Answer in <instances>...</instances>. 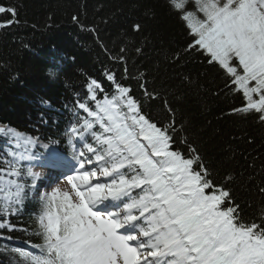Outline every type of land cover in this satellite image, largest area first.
Masks as SVG:
<instances>
[{
	"label": "snow or ice",
	"instance_id": "obj_1",
	"mask_svg": "<svg viewBox=\"0 0 264 264\" xmlns=\"http://www.w3.org/2000/svg\"><path fill=\"white\" fill-rule=\"evenodd\" d=\"M189 2L195 11L187 10ZM169 5L180 14L192 38L185 51L204 55L224 77L225 87L242 94L241 106L232 113L254 114L264 124V0H169ZM0 14L10 17L0 21V29L18 22L14 7L0 5ZM141 28L139 23L132 25L134 32ZM116 59L126 64L123 55ZM121 79H128L126 66ZM106 80L114 91L102 99L97 98L102 84L96 79L87 84L95 110L86 103L78 105L87 117L70 129V144L73 137L84 142L80 150L73 146L74 163L57 152L41 160V167L58 170L66 184L41 196L34 234L42 243L33 245L40 254L17 249L23 260L28 264H264V218L260 223L242 220L228 187L231 175L223 181L215 179L200 150L184 134V124L177 127L168 100L149 91L146 81L137 80L144 101L161 102L165 118L156 120L116 73L109 72ZM7 134L24 147L22 153H10L7 168L0 167V229L12 231L16 226L8 217L19 211L26 189H35L40 179V173L19 162L40 158L30 154L38 141L11 129ZM88 136L94 143L87 142ZM177 143L184 145L183 151L174 148ZM21 177L30 178L31 184L21 182ZM259 191L264 193V187Z\"/></svg>",
	"mask_w": 264,
	"mask_h": 264
},
{
	"label": "trees",
	"instance_id": "obj_2",
	"mask_svg": "<svg viewBox=\"0 0 264 264\" xmlns=\"http://www.w3.org/2000/svg\"><path fill=\"white\" fill-rule=\"evenodd\" d=\"M0 5L18 13L17 23L0 29V125L38 141L30 154L41 158L57 152L72 160L73 146L80 150L84 142L76 143L73 137L70 144V129L87 117L78 105L86 103L95 110L87 95L92 79L103 86L98 99L113 93L106 80L109 72L132 87L145 113L163 121L161 102L143 100L137 80L146 81L149 91L168 100L177 127L184 124V134L215 179L231 175L228 187L242 220L261 222L264 124L254 114L232 113L241 106L242 94L225 87L224 77L204 55L185 51L192 38L169 0H0ZM187 10L195 11L194 3L189 2ZM9 18L0 14V21ZM135 23L141 24L140 32L133 31ZM121 48L127 51L121 53ZM121 55L126 64L116 59ZM125 66L128 79H121ZM86 140L94 143L90 136ZM174 148L183 151L184 145ZM23 151L22 141L18 146L14 137L0 136V167L7 168L10 153ZM19 164L38 173L44 168L38 160ZM21 182L30 185L31 179L21 177ZM26 191L19 211L8 217L15 230L0 229V264H28L17 249L40 254L33 245L42 243L34 233L44 194Z\"/></svg>",
	"mask_w": 264,
	"mask_h": 264
},
{
	"label": "rangeland",
	"instance_id": "obj_3",
	"mask_svg": "<svg viewBox=\"0 0 264 264\" xmlns=\"http://www.w3.org/2000/svg\"><path fill=\"white\" fill-rule=\"evenodd\" d=\"M0 129L5 130L3 132H0V136L5 137L7 134L8 128L0 125ZM70 163H74V162H70ZM51 171H52L51 169L44 168L42 171L39 172L40 173V179L37 181V186H36V191H37L38 195H40L43 192H44V194L51 193L52 190L54 188H57V187H59L61 189L65 188L66 182L64 179L54 180V181L49 182L50 178L53 176V174H51L52 173Z\"/></svg>",
	"mask_w": 264,
	"mask_h": 264
}]
</instances>
